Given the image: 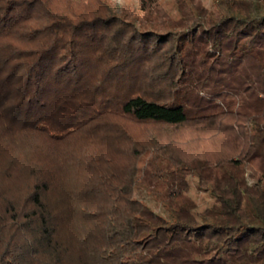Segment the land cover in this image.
Masks as SVG:
<instances>
[{
  "label": "trees",
  "instance_id": "16d2710c",
  "mask_svg": "<svg viewBox=\"0 0 264 264\" xmlns=\"http://www.w3.org/2000/svg\"><path fill=\"white\" fill-rule=\"evenodd\" d=\"M216 3L0 0V264H264V0Z\"/></svg>",
  "mask_w": 264,
  "mask_h": 264
},
{
  "label": "rangeland",
  "instance_id": "374dc122",
  "mask_svg": "<svg viewBox=\"0 0 264 264\" xmlns=\"http://www.w3.org/2000/svg\"><path fill=\"white\" fill-rule=\"evenodd\" d=\"M205 1L209 4V6L217 4L216 3L217 0H214L215 3L212 0H205ZM254 68H255V70H256V72L258 74V77H259L258 87H259L260 91L262 92V95H264V76H263L262 71L260 70V68H259V66H258V64L256 62L254 63ZM0 183L2 185V187H1L2 191L6 192V193H9V194H12V195L15 194V193L13 194L12 191H8V190H12V187L15 185L13 180L9 179L7 176L1 175L0 176ZM13 191H14V189H13ZM178 236L179 237H186V234L179 233L177 235V237ZM167 242H168V238L163 234V232H160V236H158L157 238L153 239L152 242L149 243V245L153 246V247H159V246L167 244Z\"/></svg>",
  "mask_w": 264,
  "mask_h": 264
}]
</instances>
